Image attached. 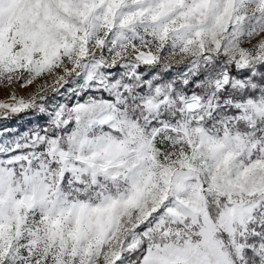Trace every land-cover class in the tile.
<instances>
[{
	"label": "snow or ice",
	"instance_id": "snow-or-ice-1",
	"mask_svg": "<svg viewBox=\"0 0 264 264\" xmlns=\"http://www.w3.org/2000/svg\"><path fill=\"white\" fill-rule=\"evenodd\" d=\"M0 89V264H264V0H0Z\"/></svg>",
	"mask_w": 264,
	"mask_h": 264
},
{
	"label": "rangeland",
	"instance_id": "rangeland-1",
	"mask_svg": "<svg viewBox=\"0 0 264 264\" xmlns=\"http://www.w3.org/2000/svg\"><path fill=\"white\" fill-rule=\"evenodd\" d=\"M23 93H24V90H21V94H23ZM6 95H7L6 92L3 89H0V99H4L6 97ZM21 120H22V122H25L23 120V118Z\"/></svg>",
	"mask_w": 264,
	"mask_h": 264
},
{
	"label": "trees",
	"instance_id": "trees-1",
	"mask_svg": "<svg viewBox=\"0 0 264 264\" xmlns=\"http://www.w3.org/2000/svg\"><path fill=\"white\" fill-rule=\"evenodd\" d=\"M17 119H19L20 121H21V125H24V124H26L27 122L25 121V122H22V118H16V119H13L11 122H10V124L11 125H16L17 124Z\"/></svg>",
	"mask_w": 264,
	"mask_h": 264
}]
</instances>
